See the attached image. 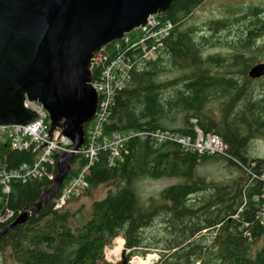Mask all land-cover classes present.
<instances>
[{
	"label": "trees",
	"instance_id": "obj_1",
	"mask_svg": "<svg viewBox=\"0 0 264 264\" xmlns=\"http://www.w3.org/2000/svg\"><path fill=\"white\" fill-rule=\"evenodd\" d=\"M205 1L172 3L161 17L172 22V30L154 60L135 62L103 128L106 134L159 129L191 136L195 120L203 132L213 131L228 146L230 159L136 139L126 144L122 162L114 167L107 166L106 153H98L85 196L101 185L115 186L90 204L88 217L83 219L80 209L53 210L58 192L0 238V254L8 251L18 264H110L104 261L103 250L122 238L124 249L130 250L122 257L126 264L130 255H144L151 248L158 253L159 264H264V225L255 220L260 199H253L260 195L261 183L241 170L243 166L253 174L264 172L263 159L246 157L248 143L264 139V94L256 92L257 86L264 89V76L247 77L250 67L264 62V42L259 41L264 37V5L208 21V38L198 37L196 28L185 23ZM231 29L235 40L226 45L232 52L202 60L203 42ZM96 73L93 69V78ZM30 160L29 151L0 143V166L14 169ZM208 160L228 162L240 175L231 184L207 182L195 171ZM73 163L77 165L74 169L71 165L66 179L76 174L84 158L77 154ZM169 177L179 181L160 192L161 203L141 208L135 181ZM49 186L44 178L12 181L6 196H1L0 186V218L11 213L0 222V231L30 209Z\"/></svg>",
	"mask_w": 264,
	"mask_h": 264
},
{
	"label": "water",
	"instance_id": "obj_2",
	"mask_svg": "<svg viewBox=\"0 0 264 264\" xmlns=\"http://www.w3.org/2000/svg\"><path fill=\"white\" fill-rule=\"evenodd\" d=\"M174 1L0 0V126L39 119L24 107L38 103L47 113V137L60 130L72 144L71 152L56 154L51 185L0 231V238L55 197L84 145L83 128L93 119L98 100L92 59L145 26L149 16H163ZM263 76L264 62L247 72L251 80Z\"/></svg>",
	"mask_w": 264,
	"mask_h": 264
},
{
	"label": "built area",
	"instance_id": "obj_3",
	"mask_svg": "<svg viewBox=\"0 0 264 264\" xmlns=\"http://www.w3.org/2000/svg\"><path fill=\"white\" fill-rule=\"evenodd\" d=\"M161 17L149 16L145 26L137 29V35L133 36L131 32L124 35L121 40L111 43L92 59L91 70L94 69L97 72L91 82L93 90L98 96L97 108L93 119L83 128L85 143L75 153V155L80 154L84 158V164L77 168L75 175L64 180L59 195L54 200L53 210L63 209L69 201L80 197L88 189L87 176L90 174L91 166L97 161L98 153H106L107 166L114 167L122 162L126 154V144L133 139L143 140L151 145L172 143L184 151L230 159L228 146L213 131L203 132L195 125V120H191V123L194 124V133L191 136L159 129L107 134L104 131L103 127L111 113L115 95L128 84L129 75L136 64L135 62L139 59L154 60L157 50L162 47L163 41L172 30V22ZM109 47H111L112 55L107 52ZM24 107L34 111L40 118L24 126H0V143L7 144L11 150L29 151L31 160L14 169L0 166L1 196L8 195L12 181L26 182L44 178L51 185L56 173V154L72 151L70 140L59 134L60 130H54L50 139L47 137V113L40 104L26 102ZM244 171L250 175V180L256 179L261 183V193L259 196H254L253 199L256 201L260 199V207L256 210L255 220L258 224L264 225V172L257 175L250 173L246 168ZM10 217L11 213L6 212L0 218V222ZM122 245L119 252L115 250L118 244L112 249L109 247L111 245L106 246L103 250L104 261L110 264L120 262V257L130 251L124 249ZM150 252V254L144 255H130L127 264H159L158 253L155 250Z\"/></svg>",
	"mask_w": 264,
	"mask_h": 264
},
{
	"label": "rangeland",
	"instance_id": "obj_4",
	"mask_svg": "<svg viewBox=\"0 0 264 264\" xmlns=\"http://www.w3.org/2000/svg\"><path fill=\"white\" fill-rule=\"evenodd\" d=\"M263 6L264 0H206L204 3L201 4L189 17L185 23L188 26L196 28V35L198 37H208L210 38V33H208V29L206 28V24L208 21L220 19V18H227L230 16L231 11H236L237 9H244L246 7L252 6ZM231 33L227 32H219L216 33L215 36L209 42H203V45L200 47V56L202 60L211 55H222L227 56L232 51L229 47H227L226 43L235 40V32L233 29L230 31ZM133 36L137 35V29L131 32ZM260 42H264V37H260ZM263 62V61H262ZM174 75H178L175 73ZM259 85V84H258ZM256 92L264 94V89L259 88L257 86ZM213 109H217L216 106H213ZM177 124L180 125L178 121ZM181 126V125H180ZM85 135V134H84ZM246 150V157L252 160L263 159L264 160V139L263 138H254L252 139L248 145ZM77 164H72V169L76 167ZM241 170H244V167L241 166ZM196 176L204 177L207 182L213 183H224V184H231L232 180L240 175L238 168L230 165L228 162L222 160H208L200 164L196 168ZM247 174V173H246ZM244 177L246 175H243ZM179 180L174 178H162V179H149V178H139L134 183V190L136 191V195L138 198V203L141 208H150L151 206L159 205L160 199L159 194L160 192L166 188L170 187V185L176 184ZM114 183H107L101 185L94 189V191H90L88 196H85L83 193L80 197L75 198L67 203L64 208L69 210H81V215L83 219H86L89 215L90 208L93 201L102 199L108 190L114 188ZM63 208V209H64ZM154 224H158V220L154 222ZM124 246V240L122 238H118L115 241L113 240L111 249L118 244L116 247L117 252L120 251L121 244ZM116 243V244H115ZM153 248L146 251L147 254ZM150 252V253H149ZM139 255V254H137ZM142 255V254H141ZM122 262V256L120 260ZM0 264H18L14 261L12 256L8 251H6L3 255L0 254Z\"/></svg>",
	"mask_w": 264,
	"mask_h": 264
},
{
	"label": "bare ground",
	"instance_id": "obj_5",
	"mask_svg": "<svg viewBox=\"0 0 264 264\" xmlns=\"http://www.w3.org/2000/svg\"><path fill=\"white\" fill-rule=\"evenodd\" d=\"M119 244H121V243H119ZM122 245V244H121ZM121 248V247H120ZM116 250V249H115ZM116 252H117V250H116Z\"/></svg>",
	"mask_w": 264,
	"mask_h": 264
},
{
	"label": "clouds",
	"instance_id": "obj_6",
	"mask_svg": "<svg viewBox=\"0 0 264 264\" xmlns=\"http://www.w3.org/2000/svg\"><path fill=\"white\" fill-rule=\"evenodd\" d=\"M123 257V256H122Z\"/></svg>",
	"mask_w": 264,
	"mask_h": 264
}]
</instances>
